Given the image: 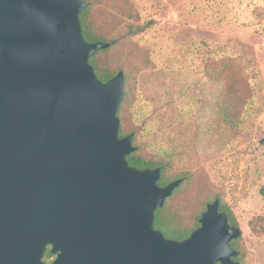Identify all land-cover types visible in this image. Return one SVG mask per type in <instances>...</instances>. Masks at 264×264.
<instances>
[{
	"label": "water",
	"instance_id": "obj_1",
	"mask_svg": "<svg viewBox=\"0 0 264 264\" xmlns=\"http://www.w3.org/2000/svg\"><path fill=\"white\" fill-rule=\"evenodd\" d=\"M83 0H0V264H242L220 202L185 240L155 212L181 186L136 169L119 137L125 75L102 82L90 58L111 43L82 33ZM264 145V137L260 141Z\"/></svg>",
	"mask_w": 264,
	"mask_h": 264
},
{
	"label": "rangeland",
	"instance_id": "obj_2",
	"mask_svg": "<svg viewBox=\"0 0 264 264\" xmlns=\"http://www.w3.org/2000/svg\"><path fill=\"white\" fill-rule=\"evenodd\" d=\"M131 1L147 25L133 71L139 143L173 153L176 172L202 173L222 190L243 232L239 261L264 264V35L261 22L242 24L262 21L264 0H230L235 24L220 22L213 0ZM236 76L257 90L244 134L217 106Z\"/></svg>",
	"mask_w": 264,
	"mask_h": 264
},
{
	"label": "trees",
	"instance_id": "obj_3",
	"mask_svg": "<svg viewBox=\"0 0 264 264\" xmlns=\"http://www.w3.org/2000/svg\"><path fill=\"white\" fill-rule=\"evenodd\" d=\"M83 1L86 8L80 13L79 19L84 39L89 43H111L110 47L99 50L89 60L96 76L102 82H107L120 71L125 75V96L117 116L120 120L119 137L133 135V146L136 151L127 157L129 165L141 170L160 168L161 178L158 184L162 187L185 178L181 186L165 201L164 206L155 212V227L167 238L185 240L200 227L199 221L207 205L217 199L220 202V211L228 215L229 225L239 227L237 217L226 202L224 192L215 187L206 175L178 173L173 167V153L169 151H163L160 155L149 153L138 141L139 129L132 111L135 90L133 71L136 70L135 61L141 49L139 38L147 30L138 7L131 0ZM212 3L219 10L217 14H220V22L232 21L235 24L240 21L239 18H233L227 9L230 0H213ZM209 6L212 7V4ZM259 17L261 16L255 15L253 21L242 24L251 26L261 22L260 33L264 35V18L261 21ZM256 96V88L241 76H236L228 94L218 100L219 114L234 132L244 134L247 131ZM261 195L264 198V186ZM252 230L258 232L257 227L253 225ZM230 245L237 251L242 250L240 239L232 240ZM242 258L241 254L236 260Z\"/></svg>",
	"mask_w": 264,
	"mask_h": 264
},
{
	"label": "flooded vegetation",
	"instance_id": "obj_4",
	"mask_svg": "<svg viewBox=\"0 0 264 264\" xmlns=\"http://www.w3.org/2000/svg\"><path fill=\"white\" fill-rule=\"evenodd\" d=\"M56 258H57V256L51 253V247L49 246L46 249V252H45L44 257H43L44 263L45 264H53V262L56 260ZM234 260L239 261V260H236V258Z\"/></svg>",
	"mask_w": 264,
	"mask_h": 264
}]
</instances>
